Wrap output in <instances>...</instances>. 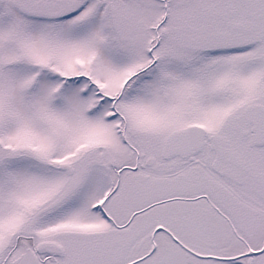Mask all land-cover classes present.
I'll return each mask as SVG.
<instances>
[{
	"label": "snow or ice",
	"instance_id": "obj_1",
	"mask_svg": "<svg viewBox=\"0 0 264 264\" xmlns=\"http://www.w3.org/2000/svg\"><path fill=\"white\" fill-rule=\"evenodd\" d=\"M0 264H264V0H0Z\"/></svg>",
	"mask_w": 264,
	"mask_h": 264
}]
</instances>
